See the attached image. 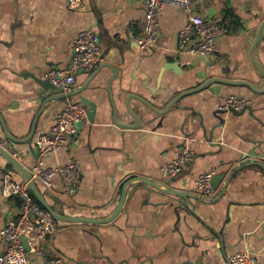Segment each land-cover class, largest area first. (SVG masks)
<instances>
[{
    "label": "crops",
    "instance_id": "0c3cea01",
    "mask_svg": "<svg viewBox=\"0 0 264 264\" xmlns=\"http://www.w3.org/2000/svg\"><path fill=\"white\" fill-rule=\"evenodd\" d=\"M191 1L206 21L222 23L229 20L226 13L235 20L209 58L175 55L186 17L171 4L160 10L156 46L140 52L137 23L145 15L144 0H79L72 8L68 0H0V144L13 150L27 171L36 162L35 138L51 131L63 108V101L41 108L51 93H43L28 73L40 77L66 69L74 40L84 30L100 38V65L118 72L114 79L105 68L76 75L74 89L85 88L73 99H87L88 113L94 111L66 145L43 160L44 168L79 165L74 192L68 193L58 175L48 188L37 186L52 208L68 217L110 218L124 191L122 206L104 224L56 221L29 264H48L54 257L65 264H224L244 252L264 264V85L250 57L264 21V0ZM252 57L264 72V26ZM210 78L250 83L262 92L211 83L164 110L162 100L168 103ZM130 93L166 113L157 115L130 98L140 122L136 129L123 126L134 125L125 111ZM232 95L249 105L238 112L220 110ZM36 116L29 143L15 149L4 143L5 134L27 139ZM182 148L193 153L192 161L168 178L163 168ZM210 171L217 175L216 194L202 197L194 182ZM7 177L21 180L17 172L0 168V230L16 219L20 207L16 196L2 192ZM138 177L189 197L164 194ZM4 248L0 237V253Z\"/></svg>",
    "mask_w": 264,
    "mask_h": 264
},
{
    "label": "built area",
    "instance_id": "2783aa9c",
    "mask_svg": "<svg viewBox=\"0 0 264 264\" xmlns=\"http://www.w3.org/2000/svg\"><path fill=\"white\" fill-rule=\"evenodd\" d=\"M69 7L79 3V0H68ZM165 4L178 7L186 17L184 28L178 33L175 55L188 54L196 58L213 56L216 40L225 35L231 28V21H206L198 15L191 0H144L145 15L138 23L139 34L136 37L138 50L148 51L154 48L158 41L160 10ZM102 62L100 38L92 30L81 31L72 46L70 64L66 69H50L41 74L40 79L55 87H61L63 93L72 91L75 77L78 74H89ZM250 101L243 97L229 96L220 110L241 111ZM88 121V108L85 104L75 101L73 97L63 99V108L57 115L51 131L45 135H38L34 140L36 162L29 169L33 181L48 188L50 179L58 175L72 194L79 182V165L70 162L52 168H44L45 157L57 153L67 144L68 138L75 134L78 126ZM5 143V142H4ZM14 158H17L12 152ZM193 153L187 149H180L176 157L167 163L163 172L168 178L178 175L184 166L191 162ZM213 171L200 174L194 188L202 197H212L216 188L211 180ZM2 192L7 196H16L20 201L17 217L0 230V237L5 243L0 253V264H29L31 256L38 253L47 243V238L57 227L56 221L34 199L25 181L7 177L2 185ZM48 264H65L60 258L48 259ZM224 264H253L251 253L244 252L230 256Z\"/></svg>",
    "mask_w": 264,
    "mask_h": 264
},
{
    "label": "water",
    "instance_id": "95a60500",
    "mask_svg": "<svg viewBox=\"0 0 264 264\" xmlns=\"http://www.w3.org/2000/svg\"><path fill=\"white\" fill-rule=\"evenodd\" d=\"M264 26V21L261 24V26L258 29V33H257V37L255 39L254 44L251 47V51H250V57L252 59V63L254 64L258 75L260 77V79L262 80V83L264 85V72L261 69V67H259L253 60L252 54L253 51L260 39V34H261V30ZM105 68L108 69L111 73L112 76L111 78H116L118 75V72L116 69H114L113 67H110L109 65H99L96 69L98 70H92L89 74L94 73V71H97V74L100 73V71ZM29 77H31L43 90V93H51L50 96L48 97H44L42 99V106L41 108L44 107L45 104L50 103V102H56V101H63V99L66 96L69 97H74L77 96L80 92L83 91V88L81 89H74V87L72 88V91L65 94L63 93V89L61 87H55L54 85L50 84L47 81H43L40 79V77H35L33 74L28 73ZM211 83H216V84H220V85H227V86H231V85H236V84H242L247 86V88L252 91V92H262V91H256L254 90V88L251 86L250 83H234L233 81H227V80H222V79H216V78H210L207 81H205L203 84H201L199 87L192 89V90H188L186 92H183L182 94L178 95V97L172 99L171 101H169L168 103L165 102L164 100L161 101V105H164L165 108L164 110L167 111L168 109H170L172 106H174L180 99L184 98L185 96L194 94L195 92H197L199 89H202L206 86H208ZM144 86V85H143ZM145 87V86H144ZM153 94V92H152ZM155 99L156 96L153 94L152 95ZM130 98H135L136 101H138L140 104H142L144 107H147L148 109H150L153 113L162 116L164 114V112H159L157 111L155 108V102H152L150 100H146L144 99L141 95H135L133 93H130V95L127 97V99H125L124 103H125V111L126 114L129 115L133 120H134V125L130 126V125H123L129 129H136L138 127V124L140 122V120L137 118V116L135 115V113L131 110L130 106H129V99ZM157 102V101H156ZM82 104H86L89 105L87 99H82L81 100ZM94 111V109H92V111L90 113H88V116H91V113ZM166 113V112H165ZM38 119V116L35 117L32 126H31V130L30 133L27 137V139L24 140H17L14 139L13 137H11L8 134H5V141L4 142H8L9 145H12V149H15L14 146L17 144H24V143H29L32 138L34 137V133H35V123ZM0 122H2V120L0 119ZM14 145V146H13ZM13 151V150H12ZM12 151L8 150L6 147L2 146L0 144V162L2 161L3 165H0V168H2L4 170L5 173H9V172H14V173H18L19 176L21 177L22 181H25L29 187L30 192L32 193L34 199L36 200V202L42 207L44 208L50 215L51 217L55 220V221H64V222H91V223H100V224H104L107 222H110L118 213V211L120 210L122 203H123V199H124V191L122 192V197L121 200L118 204V206L116 207V209L113 212L112 217L107 218V219H102V220H92V219H83V218H78V217H68L66 215H63L61 212H56L55 209L52 208V206L47 202L45 196L42 194V192L38 189L37 183L35 181L32 180L31 175L29 173V171H27V169L25 167H23L21 165V163L17 160V158H14L12 155ZM15 153V152H13ZM252 164H256L262 167L261 163H257L254 162ZM217 175H213L212 177V184L213 186L216 188V185H214V181L216 180ZM136 180H138L141 184L147 185L148 187L155 189L157 191H160L164 194H168V195H172L175 197H179L182 200H185L189 197L188 193L182 192V191H178V190H174V189H162L159 185H157V183H155L154 181H151L147 178L144 177H138L136 178ZM58 204V202H57ZM62 211V210H61ZM253 264H255V260L253 259Z\"/></svg>",
    "mask_w": 264,
    "mask_h": 264
},
{
    "label": "trees",
    "instance_id": "16d2710c",
    "mask_svg": "<svg viewBox=\"0 0 264 264\" xmlns=\"http://www.w3.org/2000/svg\"><path fill=\"white\" fill-rule=\"evenodd\" d=\"M226 17H228L229 18V20L231 19L232 20V22H234L235 20H233V16L230 14V13H226Z\"/></svg>",
    "mask_w": 264,
    "mask_h": 264
}]
</instances>
